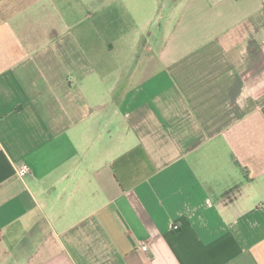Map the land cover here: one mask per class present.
I'll use <instances>...</instances> for the list:
<instances>
[{
    "label": "crops",
    "instance_id": "1",
    "mask_svg": "<svg viewBox=\"0 0 264 264\" xmlns=\"http://www.w3.org/2000/svg\"><path fill=\"white\" fill-rule=\"evenodd\" d=\"M0 264H264V0H0Z\"/></svg>",
    "mask_w": 264,
    "mask_h": 264
},
{
    "label": "built area",
    "instance_id": "2",
    "mask_svg": "<svg viewBox=\"0 0 264 264\" xmlns=\"http://www.w3.org/2000/svg\"><path fill=\"white\" fill-rule=\"evenodd\" d=\"M29 169H30L29 164H27V163H23V164H21V165L17 168V174H18L20 177H23L26 173H28ZM142 248H143L144 250H146V249L148 248V246H147L146 244H144V245L142 246Z\"/></svg>",
    "mask_w": 264,
    "mask_h": 264
}]
</instances>
